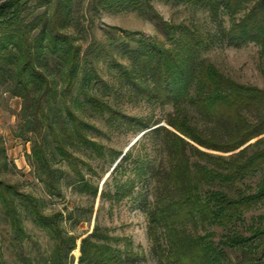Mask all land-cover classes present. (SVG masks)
I'll list each match as a JSON object with an SVG mask.
<instances>
[{
	"label": "trees",
	"instance_id": "trees-1",
	"mask_svg": "<svg viewBox=\"0 0 264 264\" xmlns=\"http://www.w3.org/2000/svg\"><path fill=\"white\" fill-rule=\"evenodd\" d=\"M30 1H0V91L21 100L16 136L32 135L30 162L45 173L47 187L54 189L55 169L46 149L49 135L54 150L71 161L76 159L72 149L81 145L98 150L84 131L86 123L69 106L70 100H76L72 92L77 83L85 104L98 112L107 109L125 121L129 117L92 91V80L99 76L93 66L85 68L84 58L93 43L82 51L67 31L69 0H36V6H44L36 14ZM177 1L201 5L214 20L224 12L229 25L223 28L217 20L216 37L235 46L253 42L264 54V0ZM98 4L146 10L168 41L167 45L158 39L139 38L134 48L125 49L126 64L114 60L122 69L125 86L137 96L175 107L165 118L171 129L157 126L141 135L159 137L167 156V166L153 170L162 187L147 211L148 234L157 247L159 264H264V210L250 216L244 231L236 228L243 224L246 212L264 206V174L254 188L245 183L264 167V89L221 73L200 52L210 38L192 24L164 20L149 0H99ZM48 55L59 63V82L51 76ZM62 103L65 115L55 117L52 110ZM183 104L196 109L206 123L220 127L207 130L197 126L179 108ZM136 124L148 125L140 120ZM130 154L127 150L121 159ZM139 163L134 160L136 176L145 169ZM118 167L117 163L111 174ZM134 185L133 180L116 183L108 196L120 201L132 193ZM90 188L95 195L97 187ZM17 198L54 240L51 258L44 264H72L69 254L77 237L61 229L62 213L43 214L34 197L0 178V202L19 236ZM211 226L221 229L216 240ZM108 241L95 223L92 232L81 239L77 264H122L130 253ZM23 260L22 264H32Z\"/></svg>",
	"mask_w": 264,
	"mask_h": 264
},
{
	"label": "rangeland",
	"instance_id": "rangeland-1",
	"mask_svg": "<svg viewBox=\"0 0 264 264\" xmlns=\"http://www.w3.org/2000/svg\"><path fill=\"white\" fill-rule=\"evenodd\" d=\"M149 2L164 20L192 24L202 35L209 37L210 42L200 52L221 73L238 83L264 89V54L260 52L259 45L247 42L235 46L216 37L217 20L226 28L229 25L228 15L220 12L218 19L214 20L201 5L177 0ZM29 3L35 5V14L44 8L43 5L36 6V0ZM98 3L99 0H69L66 29L75 37L82 51L93 43L84 58L85 68L93 66L99 76L93 78L91 89L129 120L114 116L107 109L98 112L85 104L77 83L72 92L76 100H70L69 106L86 123L84 131L89 139L97 143L100 153L94 146L81 145L72 149L75 161L65 159L54 150L52 136L49 135L46 149L56 175L51 187L54 189H50L45 173L35 170L30 162L32 135L16 136L21 100L0 91V178L34 197L43 214L62 213L61 229L77 237L74 252L72 250L69 254L73 256L72 264H77L81 239L92 232L95 223L108 235L112 247L130 253L122 264H159L157 247L148 234L147 211L162 187L153 170L166 167L167 156L160 146L159 137L145 135L141 138V135L157 126L171 129L165 118L174 112L175 107L137 96L125 86L120 77L122 69L115 65L114 60L126 64L128 60L124 51L134 48L139 38L158 39L167 45L168 41L146 10H124ZM46 63L52 78L59 82L57 59L48 55ZM179 108L203 129L220 127L206 123L192 106L183 104ZM52 113L55 117H63V103ZM136 120L148 123L147 127H139ZM126 148L131 154L122 160ZM134 160L140 161L139 165L145 168L140 176H136ZM117 163L118 169L111 174ZM263 174L264 167L247 177L245 183L254 188ZM127 180L134 181L132 193L120 201L109 198L116 183L125 185ZM90 186L97 187L95 195H92ZM16 204L22 229L19 236L0 202V264H22L23 259L32 264H44L51 258L54 240L48 230L34 222L25 202L17 198ZM263 210L264 206H257L246 212L243 224L236 228L244 231L250 223V216ZM209 229L215 233L214 239H218L221 229L215 226Z\"/></svg>",
	"mask_w": 264,
	"mask_h": 264
},
{
	"label": "water",
	"instance_id": "water-1",
	"mask_svg": "<svg viewBox=\"0 0 264 264\" xmlns=\"http://www.w3.org/2000/svg\"><path fill=\"white\" fill-rule=\"evenodd\" d=\"M140 135H141V134H139V136H140ZM134 141H135V140H134ZM130 145H131V144H130ZM130 145H128V147H129ZM128 147H127V148H128ZM127 148H126V150H127ZM126 150H124V152H125ZM124 152H123V153H124ZM123 153H122V154H123ZM121 156H122V155H120V157H121ZM120 157H119V158H120ZM115 165H116V164H114V166H115ZM114 166H113V167H114Z\"/></svg>",
	"mask_w": 264,
	"mask_h": 264
}]
</instances>
